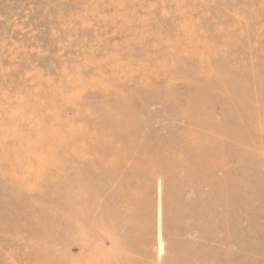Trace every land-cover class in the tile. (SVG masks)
<instances>
[{"label":"rangeland","instance_id":"1","mask_svg":"<svg viewBox=\"0 0 264 264\" xmlns=\"http://www.w3.org/2000/svg\"><path fill=\"white\" fill-rule=\"evenodd\" d=\"M0 264H264V0H0Z\"/></svg>","mask_w":264,"mask_h":264},{"label":"bare ground","instance_id":"2","mask_svg":"<svg viewBox=\"0 0 264 264\" xmlns=\"http://www.w3.org/2000/svg\"><path fill=\"white\" fill-rule=\"evenodd\" d=\"M208 75H209V74H208ZM99 136H100V135H99ZM111 138H112V137H111ZM111 138H110V139H111ZM189 138H190V137H189ZM190 139H191V138H190ZM196 140H197V139H196ZM191 141H192V140H191ZM194 141H195V139H194ZM202 141H203V140H202ZM192 142H193V141H192ZM198 142H199V141H198ZM195 143H196V141H195ZM201 143L203 144V142H201ZM192 144H193V143H192ZM202 144H201V145H202ZM120 146H121V145H120ZM182 149H183V148H182ZM182 149H181V150H182ZM200 150H201V149H200ZM182 151H183V150H182ZM153 152H154V151H153ZM81 154H82V153H81ZM82 155H83V154H82ZM116 155H117V154H116ZM116 155H115V156H116ZM165 155H166V154H165ZM180 156H181V155H179V157H180ZM197 157H198V156H197ZM199 158H200V156H199ZM160 161H161V160H160ZM110 162H111V160H110ZM105 167H106V166H105ZM105 171H106V169H105ZM203 182H204V181H203ZM45 196H46V195H45ZM44 198H46V197H44ZM158 241H159L158 245H159V248H160L159 250L161 251V246H162V244H161V242H160V237H159V240H158ZM53 247H54V246H53ZM159 250H158V251H159ZM158 253H160V252H158Z\"/></svg>","mask_w":264,"mask_h":264}]
</instances>
